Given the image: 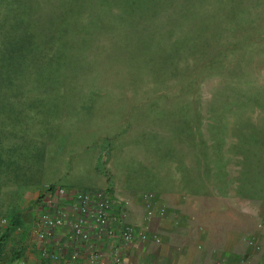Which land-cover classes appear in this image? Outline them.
I'll use <instances>...</instances> for the list:
<instances>
[{
  "label": "rangeland",
  "instance_id": "1",
  "mask_svg": "<svg viewBox=\"0 0 264 264\" xmlns=\"http://www.w3.org/2000/svg\"><path fill=\"white\" fill-rule=\"evenodd\" d=\"M147 143L264 193V0H0L2 208L43 181L93 190L111 157L140 179Z\"/></svg>",
  "mask_w": 264,
  "mask_h": 264
},
{
  "label": "crops",
  "instance_id": "2",
  "mask_svg": "<svg viewBox=\"0 0 264 264\" xmlns=\"http://www.w3.org/2000/svg\"><path fill=\"white\" fill-rule=\"evenodd\" d=\"M139 127L133 124L119 138L136 140ZM178 141L176 137L175 146ZM152 147L143 146L148 153L141 154L140 163L135 161L136 169L145 168L140 179L135 176L129 183L117 173L111 157L100 180L85 187L108 193L113 202L111 213L120 217L121 226L134 229L129 242L114 235L98 251L105 255L116 249L124 264H264V193L253 195L243 189L249 179L242 173L243 165L229 158L211 164L189 158L190 147L185 144L180 145V160L158 161ZM43 186L21 204L13 201L3 208L0 204V264H49L54 257L62 262L73 250L68 239L77 210L70 196L55 197V209L66 213V221L55 229L53 238L40 242L32 234L43 205ZM64 188L72 192L79 187ZM146 195L154 200L151 219L146 217ZM12 215H19L20 224L9 230ZM4 218L6 224L1 223ZM144 233L147 239L143 241ZM251 241L260 248L255 249Z\"/></svg>",
  "mask_w": 264,
  "mask_h": 264
},
{
  "label": "built area",
  "instance_id": "3",
  "mask_svg": "<svg viewBox=\"0 0 264 264\" xmlns=\"http://www.w3.org/2000/svg\"><path fill=\"white\" fill-rule=\"evenodd\" d=\"M44 193L41 206L32 234L40 242H46L53 238L55 229L63 226L66 221V213L56 211L55 197L70 196L77 210V216L71 222L69 242L74 247L68 258L59 262L54 257L49 264H124L121 255L116 249L108 250L102 255L98 248L107 245V242L115 235L123 243H127L133 237L134 229L120 224V217L112 214L113 202L108 193L103 190H74L68 192L66 188L58 185L46 184L42 187ZM72 195V196H71ZM146 200L147 219L153 216L154 200L151 195L144 196ZM162 213V212H160ZM6 224V219L1 220ZM146 240V234L141 235ZM156 241H159L155 238ZM255 249L259 245L251 241Z\"/></svg>",
  "mask_w": 264,
  "mask_h": 264
},
{
  "label": "trees",
  "instance_id": "4",
  "mask_svg": "<svg viewBox=\"0 0 264 264\" xmlns=\"http://www.w3.org/2000/svg\"><path fill=\"white\" fill-rule=\"evenodd\" d=\"M20 224V219H19V215H12L10 217V221L8 220V227H9V230H12L14 229V227L17 225Z\"/></svg>",
  "mask_w": 264,
  "mask_h": 264
}]
</instances>
